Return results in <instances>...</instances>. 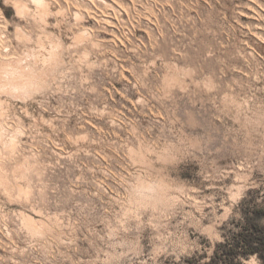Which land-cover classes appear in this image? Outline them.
Wrapping results in <instances>:
<instances>
[{
    "label": "rangeland",
    "instance_id": "obj_1",
    "mask_svg": "<svg viewBox=\"0 0 264 264\" xmlns=\"http://www.w3.org/2000/svg\"><path fill=\"white\" fill-rule=\"evenodd\" d=\"M33 16L40 48L67 51L39 97L0 94V123L23 133L14 152L0 143V264H105L107 228L144 240L119 264H202L264 228V0H0V63L38 48ZM145 179L182 185L168 225L187 256L160 253L151 212L134 218Z\"/></svg>",
    "mask_w": 264,
    "mask_h": 264
},
{
    "label": "clouds",
    "instance_id": "obj_2",
    "mask_svg": "<svg viewBox=\"0 0 264 264\" xmlns=\"http://www.w3.org/2000/svg\"><path fill=\"white\" fill-rule=\"evenodd\" d=\"M44 2L45 0H31V3L38 6H42ZM26 19L34 21L39 26L40 36L36 41L38 48L33 49L31 54L25 53L22 58L5 56L3 60L8 61V63H0V94H6L25 102L33 100L34 97H39L42 92L47 90L49 84L46 77L49 73L53 75V82H55V71L63 63L61 59L62 51H67L63 42L55 39L47 41L49 48L41 49L40 44L45 42L43 20L35 16ZM5 34V26L0 24V49L7 52L9 49L2 43ZM24 40L31 42V36L27 35ZM45 51H47V56L42 55ZM13 60L18 62L13 65L11 63ZM29 61H34L36 64L31 67H24L28 65ZM39 64H43L44 68L37 71ZM25 73H28V75L25 76ZM4 119L3 112L0 111V121ZM22 137L23 133L19 130L9 136L7 127L0 123V143H3L10 151L14 152L15 148L19 147ZM38 167V164L33 165L26 168V172H34ZM0 171H2V168H0ZM246 191V189L240 190L236 204L244 198ZM174 193H179L180 195L177 196ZM182 197V185L173 184L172 181L164 183L158 179H145L141 180L133 188L132 206L134 218L140 220L144 213L151 212L153 219L160 220V222L152 224V228L155 233V246L160 249L161 254L173 253L187 256L191 251V244L187 239L177 233L169 234L168 222L171 220L174 223L178 218L182 206ZM157 213L159 218L156 215ZM161 229L164 231L162 232ZM125 231H129V229ZM118 237L119 232L117 229L115 232L111 228L106 229L105 242L108 246V254L104 257L105 264H119L123 257H128L129 259L143 258V254L146 251L143 239L127 241ZM40 238L43 239V235ZM121 249L123 251H119ZM253 260H255V257H253Z\"/></svg>",
    "mask_w": 264,
    "mask_h": 264
},
{
    "label": "trees",
    "instance_id": "obj_3",
    "mask_svg": "<svg viewBox=\"0 0 264 264\" xmlns=\"http://www.w3.org/2000/svg\"><path fill=\"white\" fill-rule=\"evenodd\" d=\"M254 216L264 217V206L254 209ZM253 254L264 264V228L255 223L240 229L234 243L216 245L209 260L202 264H242L241 257Z\"/></svg>",
    "mask_w": 264,
    "mask_h": 264
},
{
    "label": "bare ground",
    "instance_id": "obj_4",
    "mask_svg": "<svg viewBox=\"0 0 264 264\" xmlns=\"http://www.w3.org/2000/svg\"><path fill=\"white\" fill-rule=\"evenodd\" d=\"M51 2V1H50ZM106 2V1H105ZM119 10V9H118ZM75 12H77V11H75ZM74 13V12H73ZM12 152V151H11ZM8 172V171H7Z\"/></svg>",
    "mask_w": 264,
    "mask_h": 264
}]
</instances>
